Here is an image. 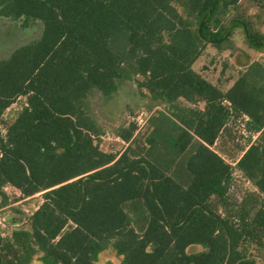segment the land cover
<instances>
[{"label":"trees","instance_id":"16d2710c","mask_svg":"<svg viewBox=\"0 0 264 264\" xmlns=\"http://www.w3.org/2000/svg\"><path fill=\"white\" fill-rule=\"evenodd\" d=\"M236 2L0 0V16L42 24L38 37L0 58V119L26 98L0 132V209L10 203L6 185L23 198L42 194L28 228L0 231V264L35 256L99 264L106 249L119 264H257L244 244L264 250V64L250 62L227 89L192 67L207 42L223 49L235 27L264 50V30L251 20L232 17L226 27ZM256 4L264 9V0ZM138 75L166 108L143 133L134 122L120 126L125 147L103 151L90 98H110ZM232 115H245L249 132L235 166L211 148ZM234 168L261 202L231 201Z\"/></svg>","mask_w":264,"mask_h":264},{"label":"rangeland","instance_id":"374dc122","mask_svg":"<svg viewBox=\"0 0 264 264\" xmlns=\"http://www.w3.org/2000/svg\"><path fill=\"white\" fill-rule=\"evenodd\" d=\"M258 0H237L225 16L224 23L228 27L232 17H243L251 20L257 27L264 30V9L257 6ZM179 11L181 6L176 4ZM20 19H10L0 16V58L6 56L15 47L26 41L39 36L42 30L40 21H31L26 26ZM231 29V28H230ZM230 39L223 42V49H218L212 42H207L201 54L192 64L194 70L200 73L211 83L221 89H227L235 80L237 75L243 71L247 65L254 61L264 64V50H256L249 47L245 41L242 29L235 27L231 29ZM141 76H135L120 83L118 91L110 98H103L100 94H95L90 98L91 113L100 125L102 132L98 137L99 147L103 151L118 153L126 145L117 134L116 130L120 126H126L130 122L138 125L139 133H143L146 128L147 118L159 110L166 108V104L160 100L150 97L147 90L138 86ZM26 103V98L20 95L5 109L0 119V132L4 135L6 127L17 116L18 112ZM182 106L191 105L184 99H178ZM198 108L203 107L202 101L192 104ZM246 116H231L226 129L219 133L211 148L221 155L224 160L235 166L237 159L242 153V148L247 144L249 132L245 129ZM252 134V138L256 137ZM10 197V203L0 209V231L3 236H7L13 229L28 228L27 218L32 211L42 201V194L23 198L20 192L10 186L4 187ZM228 194L231 201L239 203L243 198L249 197L252 201L257 198L258 203L263 196L253 186L251 182L243 177L241 172L234 168L233 179L229 187ZM244 249L251 255L257 264H264V250L256 244L246 243ZM199 245H190L187 251H197ZM120 258L115 255L112 249H106L98 254L99 264H119ZM32 264H42L35 256Z\"/></svg>","mask_w":264,"mask_h":264},{"label":"built area","instance_id":"2783aa9c","mask_svg":"<svg viewBox=\"0 0 264 264\" xmlns=\"http://www.w3.org/2000/svg\"><path fill=\"white\" fill-rule=\"evenodd\" d=\"M1 220H4V219H0V223L2 224V221ZM2 225H4V224H2Z\"/></svg>","mask_w":264,"mask_h":264},{"label":"crops","instance_id":"0c3cea01","mask_svg":"<svg viewBox=\"0 0 264 264\" xmlns=\"http://www.w3.org/2000/svg\"><path fill=\"white\" fill-rule=\"evenodd\" d=\"M263 31V29H261Z\"/></svg>","mask_w":264,"mask_h":264}]
</instances>
